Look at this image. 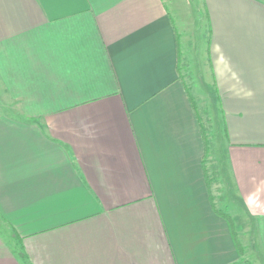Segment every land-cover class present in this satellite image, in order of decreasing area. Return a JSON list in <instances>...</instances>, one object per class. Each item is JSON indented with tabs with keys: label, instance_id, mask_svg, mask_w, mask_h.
Returning a JSON list of instances; mask_svg holds the SVG:
<instances>
[{
	"label": "crops",
	"instance_id": "crops-1",
	"mask_svg": "<svg viewBox=\"0 0 264 264\" xmlns=\"http://www.w3.org/2000/svg\"><path fill=\"white\" fill-rule=\"evenodd\" d=\"M167 1L0 0V264H264V0H201L215 188Z\"/></svg>",
	"mask_w": 264,
	"mask_h": 264
},
{
	"label": "rangeland",
	"instance_id": "rangeland-1",
	"mask_svg": "<svg viewBox=\"0 0 264 264\" xmlns=\"http://www.w3.org/2000/svg\"><path fill=\"white\" fill-rule=\"evenodd\" d=\"M167 3L169 6L173 5L169 1ZM174 3L175 5L173 6L176 7L178 13V17L175 16L176 23L180 27L181 32H183L184 37L182 40L183 75L197 104L207 135V166L210 167L209 174L212 176L213 188H215V181L217 180V184L220 183L218 176H220L221 164L226 156V141L220 105L214 97L213 90L215 88L212 85V90L209 89L211 84L209 82L210 72L204 54L208 41V19L201 0H175ZM183 5L186 8H183ZM15 112L16 115L21 117L19 112ZM219 186L222 185L219 184ZM219 186L218 189L221 188ZM220 206L222 205L220 204ZM0 234L12 242L13 247L14 245L17 246L14 230L1 216Z\"/></svg>",
	"mask_w": 264,
	"mask_h": 264
},
{
	"label": "trees",
	"instance_id": "trees-1",
	"mask_svg": "<svg viewBox=\"0 0 264 264\" xmlns=\"http://www.w3.org/2000/svg\"><path fill=\"white\" fill-rule=\"evenodd\" d=\"M203 130L205 131V128H204V125H203ZM219 213H222L220 210H218ZM223 214V213H222ZM231 227L234 229V225H233V222H231ZM242 249V248H241ZM242 252V250H241ZM21 258L24 260V261H29V258L28 256L22 251L21 249Z\"/></svg>",
	"mask_w": 264,
	"mask_h": 264
}]
</instances>
